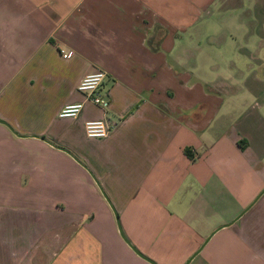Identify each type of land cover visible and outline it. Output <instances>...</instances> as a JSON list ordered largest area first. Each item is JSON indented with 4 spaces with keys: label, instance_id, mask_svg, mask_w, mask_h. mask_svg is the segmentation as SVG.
<instances>
[{
    "label": "crops",
    "instance_id": "obj_1",
    "mask_svg": "<svg viewBox=\"0 0 264 264\" xmlns=\"http://www.w3.org/2000/svg\"><path fill=\"white\" fill-rule=\"evenodd\" d=\"M0 264H264V0H0Z\"/></svg>",
    "mask_w": 264,
    "mask_h": 264
},
{
    "label": "built area",
    "instance_id": "obj_2",
    "mask_svg": "<svg viewBox=\"0 0 264 264\" xmlns=\"http://www.w3.org/2000/svg\"><path fill=\"white\" fill-rule=\"evenodd\" d=\"M59 55L62 58H69L72 54V50H58ZM105 73L98 69L94 72L84 74L76 83L75 89L77 92L84 96V100L91 102L92 104L98 105L105 108L107 105L106 100L98 92L99 85L104 77ZM82 103H69L63 104L57 111L58 117H75ZM83 132L88 138L100 139L105 137L109 132V125L101 119L86 120L83 122Z\"/></svg>",
    "mask_w": 264,
    "mask_h": 264
},
{
    "label": "water",
    "instance_id": "obj_3",
    "mask_svg": "<svg viewBox=\"0 0 264 264\" xmlns=\"http://www.w3.org/2000/svg\"><path fill=\"white\" fill-rule=\"evenodd\" d=\"M247 207H249V206H247ZM240 214H241V213H240ZM240 214H238V215L236 216V218H237ZM236 218H235V219H236Z\"/></svg>",
    "mask_w": 264,
    "mask_h": 264
},
{
    "label": "trees",
    "instance_id": "obj_4",
    "mask_svg": "<svg viewBox=\"0 0 264 264\" xmlns=\"http://www.w3.org/2000/svg\"><path fill=\"white\" fill-rule=\"evenodd\" d=\"M185 152H187V150H185Z\"/></svg>",
    "mask_w": 264,
    "mask_h": 264
}]
</instances>
